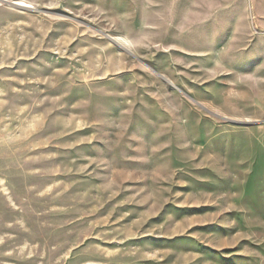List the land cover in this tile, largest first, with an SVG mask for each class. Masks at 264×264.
Here are the masks:
<instances>
[{
  "label": "rangeland",
  "instance_id": "obj_1",
  "mask_svg": "<svg viewBox=\"0 0 264 264\" xmlns=\"http://www.w3.org/2000/svg\"><path fill=\"white\" fill-rule=\"evenodd\" d=\"M0 264H264V0L0 1Z\"/></svg>",
  "mask_w": 264,
  "mask_h": 264
},
{
  "label": "water",
  "instance_id": "obj_2",
  "mask_svg": "<svg viewBox=\"0 0 264 264\" xmlns=\"http://www.w3.org/2000/svg\"><path fill=\"white\" fill-rule=\"evenodd\" d=\"M0 1L5 2V0H0ZM11 4L15 5V3H11Z\"/></svg>",
  "mask_w": 264,
  "mask_h": 264
}]
</instances>
